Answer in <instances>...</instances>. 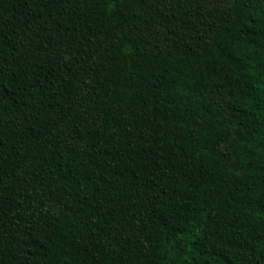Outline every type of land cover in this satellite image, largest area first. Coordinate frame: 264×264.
<instances>
[{"label": "trees", "instance_id": "16d2710c", "mask_svg": "<svg viewBox=\"0 0 264 264\" xmlns=\"http://www.w3.org/2000/svg\"><path fill=\"white\" fill-rule=\"evenodd\" d=\"M0 264H264V0H0Z\"/></svg>", "mask_w": 264, "mask_h": 264}]
</instances>
